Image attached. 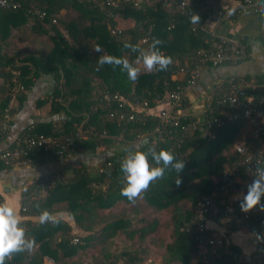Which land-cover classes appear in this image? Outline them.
<instances>
[{
  "label": "trees",
  "instance_id": "16d2710c",
  "mask_svg": "<svg viewBox=\"0 0 264 264\" xmlns=\"http://www.w3.org/2000/svg\"><path fill=\"white\" fill-rule=\"evenodd\" d=\"M8 1L15 7L0 8V116L7 112L12 118L35 79L42 75L51 77L52 87L35 101V107L43 109L45 117L63 116L25 126L5 149L25 148L24 140L38 134L52 137L53 142L45 147L24 149L13 162L0 159V170L59 161L82 150L129 145L145 138L158 151L167 149L177 159H183L185 167L179 174L165 170L163 178L150 184L135 201L120 194L124 186L120 161L129 148L103 158L94 173L79 165L35 179L21 189L19 210L22 216L37 218L20 219L26 238L34 241L33 247L13 254L5 264H43L44 257L51 259L52 264H205L204 257L209 258V264H251L259 252V240L247 258L239 257L238 249L227 243L212 256L209 247L203 253L192 230H185L196 200L208 195L220 184L219 179L228 167L241 159L230 148L243 129V122L208 123L213 118L225 120L234 111L222 101L229 77L212 87L198 115H178L177 124L173 125L162 123L155 111L157 102L177 86L185 85L189 69L199 61L200 51L212 48L216 37L198 26L205 23L208 12L223 10L212 4L217 0H167L168 5L162 0H139L136 6L129 2L111 6L106 0ZM181 1L184 4L179 7ZM236 1L238 6L242 3ZM259 8L260 14L254 12L258 23L264 18V0H259ZM238 10H232L230 19L235 18ZM192 13L199 16V23L190 22ZM118 19H130L132 25L120 28ZM26 25L30 35L47 37V45L50 44L47 50L15 46L14 37ZM113 26L119 31L112 32ZM152 37L162 40L161 51L172 57L167 71L149 73L141 69L138 79L132 82L119 67L105 65L96 70L97 58L102 54L94 51L96 45L108 54L135 61L137 54L123 49V42L146 48L144 41L150 43ZM245 59L246 49L241 58L217 66ZM243 79L252 83L248 93L253 104L264 108V74ZM105 92L117 93L119 100L111 98L104 102ZM186 105L185 95L180 108L183 110ZM130 114L132 119H128ZM195 119L198 120L195 128H181ZM142 150L147 151V146ZM149 160L154 163L151 157ZM178 175L179 186L175 183ZM239 186L247 192V185L238 180L231 191ZM241 200L232 199L233 206L241 208ZM43 209L51 214L63 211L77 232H72L61 218H56V223L41 224L39 215ZM161 215H165L163 220L159 218ZM208 221L220 225L224 233L242 226L223 225L218 214ZM261 221L243 225L256 230ZM206 232L210 235L218 231L207 227ZM118 235L116 243L114 238ZM82 255L89 256L87 261L81 259Z\"/></svg>",
  "mask_w": 264,
  "mask_h": 264
},
{
  "label": "built area",
  "instance_id": "2783aa9c",
  "mask_svg": "<svg viewBox=\"0 0 264 264\" xmlns=\"http://www.w3.org/2000/svg\"><path fill=\"white\" fill-rule=\"evenodd\" d=\"M128 2L136 6L139 0H106V4L111 6ZM162 3L169 4L167 0H162ZM183 4L184 1H181L178 6L182 7ZM14 7V3L8 0H0V8L2 9ZM246 8L251 9L256 14L261 13L259 0H242L237 12L247 10ZM230 15H232V10L229 8L208 12L205 23L198 26L199 30L209 32V34L216 37V40L212 41V48L200 51L199 61L189 69L185 85L183 87L177 86L167 97L157 102L160 107H155V111L162 123L177 124V116L182 114L181 99L186 95L187 89L196 84L201 70L206 64L217 66L226 60L234 61L244 55L245 47L241 42L224 35H218L206 25V22L218 24L221 20L229 19ZM258 26L260 33L264 36V18L260 19ZM111 31L118 32L119 29L113 26ZM251 87L252 83L248 80L229 77L226 81V91L222 95V101L233 107L234 111L225 116V120L213 118L208 121L210 124H223L225 121L235 120L243 122L240 135L232 141L231 145V150L241 157L240 161L233 162L228 167L219 179L220 184L215 185L208 195L201 196L196 200L193 216L185 227V230H192L195 233L198 246L203 248V253L206 251L205 247H209L212 256L216 254L217 248L226 244V238L220 232L210 235L206 232V222L210 216L218 214L219 221L223 225H243L247 222H257L264 215V211H261L259 206L244 212L241 208H236L232 204L233 192L231 189L235 181L238 180L244 185L250 184L254 179L256 165L264 166V108L253 104V97L248 93ZM111 98L119 100V95L105 92L102 96L104 102H108ZM144 106L145 103L141 105L142 109ZM132 117L130 114L128 119H132ZM10 119L11 117L7 112L0 116V137L9 129ZM197 125L198 120L195 119L187 122L185 126L182 125L181 128H195ZM243 130H246L247 133H243ZM52 142V137L38 134L24 140L25 148L24 146H18L1 150L0 159L5 162H13L19 158L21 153L25 152L24 149H29L32 146L45 147ZM240 173L243 175L241 176ZM261 204H264V197L261 198ZM72 241L74 242L75 239L73 238ZM204 262L209 264V258L204 257ZM251 264H264V236L259 239V252Z\"/></svg>",
  "mask_w": 264,
  "mask_h": 264
},
{
  "label": "crops",
  "instance_id": "0c3cea01",
  "mask_svg": "<svg viewBox=\"0 0 264 264\" xmlns=\"http://www.w3.org/2000/svg\"><path fill=\"white\" fill-rule=\"evenodd\" d=\"M212 4L214 7L229 8L231 10L239 8L236 0H217ZM223 21L221 24L206 22V25L218 35L229 36L234 40L243 42L247 50V59L233 65L203 67L196 84L189 87L186 91L187 105L181 111L182 114L198 115L201 113L212 87L227 77L237 76L243 79L246 76L252 78L256 75L264 74V36L260 33L256 14L248 9L242 10L236 13L234 19L229 18ZM128 25H132L130 19H118V26L120 28ZM25 27L26 29H23L22 33L16 34V37H14L15 46L18 48L29 47L34 51L47 50L46 48L50 45L49 43L47 45V42H49L47 37L30 35L27 31V25ZM14 33L15 31L12 30L11 35ZM51 87L52 80L50 76L42 75L35 79L26 94L20 110L12 115L8 132L0 140V151L7 148L17 138L19 132L28 124L63 116L62 114H57L52 117H45L43 109L35 107V101L49 93ZM156 106V108L160 107L158 104ZM131 145H107L96 148L94 151L82 150L59 161L52 160L34 166L15 165L8 170L2 169L0 170L1 202L7 201L16 210L20 219L29 218L36 221V217H25L19 213L20 191L26 184L40 177H46L53 172L67 169L70 166L83 165L90 172L89 168H96L98 162L103 158L118 151H125ZM243 194H246V191L243 187L239 186L233 191L232 199H242ZM53 216L65 220L71 226L72 232H77L72 220L63 211H57ZM261 219V224L256 230L248 229L245 225H242L236 230L224 233L220 225L213 221H207L206 225L210 229L225 234L226 243L238 249L239 257L247 258L255 251L258 240L264 236V215ZM119 239L118 235L114 238V241L118 243ZM81 259L84 260L83 255ZM43 264H52V260L44 257Z\"/></svg>",
  "mask_w": 264,
  "mask_h": 264
},
{
  "label": "clouds",
  "instance_id": "9594fccd",
  "mask_svg": "<svg viewBox=\"0 0 264 264\" xmlns=\"http://www.w3.org/2000/svg\"><path fill=\"white\" fill-rule=\"evenodd\" d=\"M199 16L192 13L190 22L199 23ZM147 47L140 44H133L130 41L123 42V49L136 53L135 61H130L127 56L111 55L99 46L93 47L97 53H102L97 58L96 70H101L105 65L119 67L120 71L127 74L130 81L135 82L140 73L141 67L146 72L167 71L172 63V57L165 55L160 45L163 43L157 37H152L151 42L144 41ZM147 146V151L142 150ZM151 161L154 163H150ZM185 167L183 159H177L175 154L167 149H159L150 145L147 138L134 143L126 151V155L120 161V170L123 173L124 186L120 194L130 201H135L145 192L150 184L162 179L165 170L172 169L179 174ZM180 185L179 175L175 180ZM264 197V166L256 165L254 179L247 185V192L243 194L240 203L241 210L248 212L259 206L264 211V204L261 198ZM39 207V206H37ZM40 223H56L57 220L47 209L40 211ZM34 241L26 238L25 230L16 210L7 202H0V264H5L12 255L18 252L31 250Z\"/></svg>",
  "mask_w": 264,
  "mask_h": 264
},
{
  "label": "rangeland",
  "instance_id": "374dc122",
  "mask_svg": "<svg viewBox=\"0 0 264 264\" xmlns=\"http://www.w3.org/2000/svg\"><path fill=\"white\" fill-rule=\"evenodd\" d=\"M241 131H242V130H240V133H241ZM240 133L237 135V137L240 135ZM243 133H247V132H246L245 130H243ZM234 139H235V138H234ZM230 150H231V148H230ZM108 152H110V151H108ZM108 152H107V153H108ZM89 170H90V173H94L95 170H96V168H94V167H93V168H89ZM159 218H160V220H163V219L165 218V215H161ZM88 257H89V256H83V259L86 260V259H88Z\"/></svg>",
  "mask_w": 264,
  "mask_h": 264
}]
</instances>
